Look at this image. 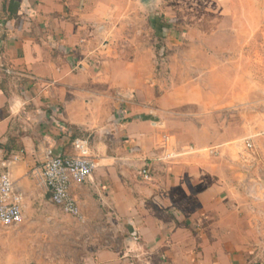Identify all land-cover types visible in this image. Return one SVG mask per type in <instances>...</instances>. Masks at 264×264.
I'll return each mask as SVG.
<instances>
[{
	"label": "crops",
	"instance_id": "1",
	"mask_svg": "<svg viewBox=\"0 0 264 264\" xmlns=\"http://www.w3.org/2000/svg\"><path fill=\"white\" fill-rule=\"evenodd\" d=\"M119 4L0 0V174L23 195L24 215L40 209L51 202L46 152L72 155V141L86 139L96 169L72 194L114 245L105 261L140 250L142 264H264L262 162L239 177L218 172L213 137L180 130L186 97L143 77L138 52L124 54L134 19L122 24ZM166 149L180 157L160 161ZM147 165L150 181L139 176Z\"/></svg>",
	"mask_w": 264,
	"mask_h": 264
},
{
	"label": "rangeland",
	"instance_id": "2",
	"mask_svg": "<svg viewBox=\"0 0 264 264\" xmlns=\"http://www.w3.org/2000/svg\"><path fill=\"white\" fill-rule=\"evenodd\" d=\"M116 1L122 24L134 19L124 54L133 60L138 52L148 65L143 77L186 97L180 130L213 137L218 172L239 177L260 160L264 173V0ZM207 151L203 159L211 161ZM87 224L46 201L29 209L20 226L0 224V264H121L104 260L114 245L102 227ZM138 253L126 264H142L148 255Z\"/></svg>",
	"mask_w": 264,
	"mask_h": 264
},
{
	"label": "built area",
	"instance_id": "3",
	"mask_svg": "<svg viewBox=\"0 0 264 264\" xmlns=\"http://www.w3.org/2000/svg\"><path fill=\"white\" fill-rule=\"evenodd\" d=\"M7 73L12 74L11 71ZM167 146L168 138H164ZM251 145H247L250 147ZM72 155H56L52 150L46 152V162L42 171V179L53 205L79 223L85 222V216L75 201L72 188L91 180L96 169V161L92 155L90 143L86 139L72 141ZM180 157L174 151L165 150L160 161H172ZM139 176L144 181L151 180L150 167L147 165ZM24 197L16 191L9 173L0 174V224L4 227L20 226L24 222ZM137 241V238H134Z\"/></svg>",
	"mask_w": 264,
	"mask_h": 264
},
{
	"label": "water",
	"instance_id": "4",
	"mask_svg": "<svg viewBox=\"0 0 264 264\" xmlns=\"http://www.w3.org/2000/svg\"><path fill=\"white\" fill-rule=\"evenodd\" d=\"M142 4H148L149 2H151L152 0H139ZM131 241L133 242H137L134 240V238H131Z\"/></svg>",
	"mask_w": 264,
	"mask_h": 264
},
{
	"label": "trees",
	"instance_id": "5",
	"mask_svg": "<svg viewBox=\"0 0 264 264\" xmlns=\"http://www.w3.org/2000/svg\"><path fill=\"white\" fill-rule=\"evenodd\" d=\"M163 28H166L165 25L161 28V31H162Z\"/></svg>",
	"mask_w": 264,
	"mask_h": 264
}]
</instances>
